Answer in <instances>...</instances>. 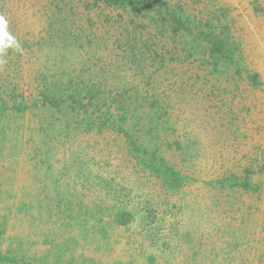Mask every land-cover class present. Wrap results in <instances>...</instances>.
I'll return each instance as SVG.
<instances>
[{"label":"rangeland","instance_id":"374dc122","mask_svg":"<svg viewBox=\"0 0 264 264\" xmlns=\"http://www.w3.org/2000/svg\"><path fill=\"white\" fill-rule=\"evenodd\" d=\"M132 1L0 0V264H264V0Z\"/></svg>","mask_w":264,"mask_h":264},{"label":"trees","instance_id":"16d2710c","mask_svg":"<svg viewBox=\"0 0 264 264\" xmlns=\"http://www.w3.org/2000/svg\"><path fill=\"white\" fill-rule=\"evenodd\" d=\"M102 1L106 5L116 6V7H125L127 5H134V2L132 0H102ZM180 25L184 29H187V26H185L184 22H180ZM211 41H212V45H211V51L212 52L222 53L223 50L226 48V45L222 40L211 39ZM233 55H234V51H232V50L227 51L228 61H230V62L232 61L230 58H232ZM251 80L255 81L256 77L253 76L251 78ZM154 171H155L156 175H159L163 179L168 180L169 185L173 188L177 187L181 182V178L175 172H171L169 169L163 170L160 166H157L156 168H154Z\"/></svg>","mask_w":264,"mask_h":264}]
</instances>
